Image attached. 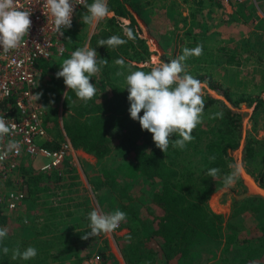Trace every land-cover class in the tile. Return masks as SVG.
<instances>
[{"label":"rangeland","instance_id":"1","mask_svg":"<svg viewBox=\"0 0 264 264\" xmlns=\"http://www.w3.org/2000/svg\"><path fill=\"white\" fill-rule=\"evenodd\" d=\"M107 2L109 15L95 25L81 22L86 9L80 5L72 27L58 37L61 50L52 48L47 58L38 60L32 89L40 94L37 101L46 134L37 142L59 144L68 139V152L58 170L41 169L44 158L38 154L22 155L17 175L39 174L37 180L16 183L14 173L0 184L2 191L19 186L25 192L16 208L0 212V227L8 229L7 246L20 247L22 242L34 246L38 255L30 261L39 264H127L124 227L87 240L81 237L89 230L85 207L104 213L116 210L108 202L110 198L117 204L113 188L123 174L117 165L134 160L146 169L135 173L123 199L130 196L133 212L139 216L135 226H146L148 236L139 238V245L152 249L155 264H264V199L233 198L231 192L240 193L244 186L239 177L231 187L223 183L232 171V156L217 163L208 155L204 162L199 154L220 124V118H212L222 111L220 105H208L203 122L193 130V141L183 151L169 153V146L164 153L155 146L152 134L130 118L125 88L128 71L125 68V76H117L121 69L114 63L122 57L132 71H149L157 60L168 62L185 47L202 44V55L185 62L187 72L206 82L204 100L205 96L218 99L234 113L232 132L237 141L244 133L243 164L264 186V0ZM125 28L133 30L134 41L114 49L98 46L99 40L113 35L127 39ZM84 46L95 48L108 60L90 79L97 91L87 104L55 75L62 61ZM211 168L220 169L215 180L207 175ZM95 172L109 176L97 196L87 181ZM55 174H61L57 182ZM202 184L216 186L202 197L197 190ZM73 246L79 251L74 252ZM129 259L128 264H138L132 256Z\"/></svg>","mask_w":264,"mask_h":264},{"label":"clouds","instance_id":"2","mask_svg":"<svg viewBox=\"0 0 264 264\" xmlns=\"http://www.w3.org/2000/svg\"><path fill=\"white\" fill-rule=\"evenodd\" d=\"M83 5L86 12L81 16V22L86 25H95L104 20L110 12L107 0H93L91 4L87 0H43V6L53 20V30L59 36L64 35L65 29L72 27V17L76 5ZM31 10H23L16 7V0H0V51L5 53L21 46L24 37L31 27ZM125 38L113 35L108 39L98 41V46L117 48L135 40L131 28L124 29ZM71 39V38H68ZM203 53V45L197 44L195 48L185 47L181 55L168 62L157 60L156 65L149 71H132L130 65H126L121 57L114 61L120 71L117 76H125V84L128 92L127 100L130 107V118L138 121L141 130L152 134L155 146L166 153L169 146L184 150L187 144L194 139L193 130L204 120L205 100L202 90L206 82L188 74L185 62L191 57H199ZM108 60L101 58L95 48L88 46L77 48L71 53L70 58L64 59L60 64V70L56 72V78H63L67 89L75 92L78 99L87 104L96 95V86L90 83V79L107 66ZM124 88V89H125ZM68 92H65L67 94ZM40 99V94L36 95ZM143 111V115L141 112ZM223 112H216L212 118H223ZM11 135V125L4 116H0V141ZM175 136V139L172 137ZM18 151V142L9 140L5 150H0V161H3L10 152ZM212 161L215 156L210 157ZM232 169L224 176L225 187L235 184L242 166L239 163L229 165ZM220 169L211 168L207 175L213 180L219 174ZM88 231L84 232L81 239L108 234L116 230L127 219V213L116 209L110 213L93 209L87 214ZM8 229L0 228V245L7 239ZM130 239V237H129ZM4 255L11 252L13 260H31L38 255L34 246H28L21 251L20 247L9 249L2 247Z\"/></svg>","mask_w":264,"mask_h":264},{"label":"built area","instance_id":"3","mask_svg":"<svg viewBox=\"0 0 264 264\" xmlns=\"http://www.w3.org/2000/svg\"><path fill=\"white\" fill-rule=\"evenodd\" d=\"M80 5L75 6V11ZM16 7L31 10V27L22 44L7 53L0 51V116H4L11 125V135L0 141V150H5L7 142H18V151H12L0 161V184L11 179L15 173V182L22 184L26 174L17 175L22 155L38 154L44 158L41 169H56L68 152V139L59 142L55 148H48L37 139L46 134L42 125V108L32 89L38 72L37 61L47 58L52 48L58 52L59 35L53 30V20L43 0H16ZM74 14L72 17V21ZM57 173H60L57 171ZM21 187L13 186L4 191L0 188V212L16 208L24 198Z\"/></svg>","mask_w":264,"mask_h":264},{"label":"trees","instance_id":"4","mask_svg":"<svg viewBox=\"0 0 264 264\" xmlns=\"http://www.w3.org/2000/svg\"><path fill=\"white\" fill-rule=\"evenodd\" d=\"M119 12L124 13L123 11H119ZM36 65L37 67H39V61H37ZM258 101L260 100L258 99ZM215 102L220 105L219 107L222 109V112L224 115L222 119L220 118L219 126L215 127V132L212 133L214 137L205 145V149H206L205 151H207V154L205 155V151L202 152V150H199V154L201 156V159L204 162L207 161L208 159L207 155H208L209 157L215 156L216 159L214 161L218 163V161L222 157L224 159L229 158L226 152V148L234 147L236 145L237 135L234 136L232 132L233 129L236 127L234 123V119H235L234 113H230V111L223 105V103L220 100L205 96V109H207L210 103L213 104ZM209 131H212V129H209ZM197 132L200 134L201 129H198ZM197 137L199 138L200 135ZM95 144H96L95 146H97L98 143H95ZM44 145L48 148H55L58 146V144L56 143H47V142H45ZM122 149H125V148H122ZM181 151L183 150L171 147L169 153L176 154V153H180ZM183 155L187 156L188 154L184 153ZM133 161H123L117 165L118 168L123 169L122 177L118 178V182L117 184H115V187L113 188V190H115V198L117 200V204L113 205L110 202V198H109L108 203L112 208L115 207L116 209H119L127 213L126 221L120 224V227H124L126 229V231L122 234V237L127 240L130 237V240H133V242L126 240L123 243V253H124V258L126 260V263L127 264L129 263L130 261L129 256H132V260H134L135 262H138V264H147L146 260L142 256H145L146 258H148L149 261L153 262V258L150 257L152 249L146 247V245L144 244H142L143 247L139 245L141 242L139 240L145 239L148 236V233L146 231V226L144 223H142L140 226H135L134 222L136 220V217L139 218V216L135 214V212H133V209H132L133 203H131L130 196L129 195L125 196L127 198L126 199L127 201L123 199V193L126 189H128L129 186L132 185V177L134 176L133 179L135 178V173L139 171L143 172L146 169V167L141 166L140 164L136 163L135 161L133 162ZM55 175L56 177L54 178V180H56L55 182H57L59 179H61V174H55ZM38 176L39 174L29 175V177L27 176L24 182L28 183L30 180L33 183L34 180H37ZM107 176L102 175L100 172H95L93 175L88 176L87 181L89 183L90 190L93 192L95 196L100 195V191H102L103 186H105L107 182L109 181L108 180L109 176L108 177ZM111 183H114V182H111ZM110 185L111 184H109V186ZM215 186H216L215 184H202L200 187L197 188L198 194L201 195L203 193L201 196L204 197L207 194H209L214 189ZM89 210L91 211V207L86 206L84 209V212L88 211L89 213ZM34 239L37 240V238H34ZM156 241H158V239H156ZM22 243L23 244L20 246L21 251H23L24 249L28 247L27 243L26 244L25 242H22ZM43 245H44V242L40 244V247H43ZM3 246H7L6 240L3 242V245H0V264H39V261L31 262L30 260H27V261L21 260V259L13 260L11 258V252H9L8 255L3 254L2 252ZM73 248H74V252L79 251L77 246H73ZM40 264H45V263L42 262ZM153 264L155 263L153 262Z\"/></svg>","mask_w":264,"mask_h":264},{"label":"water","instance_id":"5","mask_svg":"<svg viewBox=\"0 0 264 264\" xmlns=\"http://www.w3.org/2000/svg\"><path fill=\"white\" fill-rule=\"evenodd\" d=\"M244 133L240 132L237 144L234 147H227V155L232 156L235 163H239L242 166V172L239 175L240 181L244 186V190L240 193L231 192L233 198L241 199L246 196H259L264 199V186L260 185L258 181L251 175V173L245 168L242 160V151L244 147Z\"/></svg>","mask_w":264,"mask_h":264},{"label":"crops","instance_id":"6","mask_svg":"<svg viewBox=\"0 0 264 264\" xmlns=\"http://www.w3.org/2000/svg\"><path fill=\"white\" fill-rule=\"evenodd\" d=\"M262 81H263V79H262ZM259 109H261V107H259Z\"/></svg>","mask_w":264,"mask_h":264},{"label":"bare ground","instance_id":"7","mask_svg":"<svg viewBox=\"0 0 264 264\" xmlns=\"http://www.w3.org/2000/svg\"><path fill=\"white\" fill-rule=\"evenodd\" d=\"M244 112V111H243Z\"/></svg>","mask_w":264,"mask_h":264}]
</instances>
